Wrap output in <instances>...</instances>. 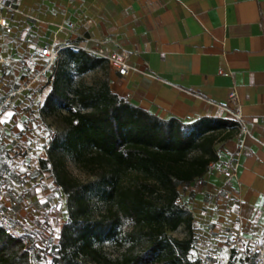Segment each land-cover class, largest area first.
<instances>
[{"label": "crops", "instance_id": "0c3cea01", "mask_svg": "<svg viewBox=\"0 0 264 264\" xmlns=\"http://www.w3.org/2000/svg\"><path fill=\"white\" fill-rule=\"evenodd\" d=\"M8 1L15 12L1 14L10 33L0 28V57L7 61L0 66V104L8 100L12 105L6 104L7 113L21 111L22 116L7 120L2 116L16 125L14 131L21 124L36 125L24 117L29 107L21 100L45 76L40 74L30 84L31 75L21 61L67 44L105 55H128L133 71L120 77L110 69V87L160 119L234 121L228 97L235 91L248 134L238 130L216 148L218 162L230 161L234 175L225 179L209 170L199 183L179 188L180 201L192 215L195 244L229 227L262 231L264 0ZM10 68H22L23 73L14 80L7 73ZM9 82L20 87L5 90ZM48 91L46 86L42 102ZM35 139L36 155L41 156L42 135ZM43 184L51 190L44 192ZM29 192L33 204H42V196L57 191L44 173L42 183ZM18 211L14 207L10 214Z\"/></svg>", "mask_w": 264, "mask_h": 264}, {"label": "trees", "instance_id": "16d2710c", "mask_svg": "<svg viewBox=\"0 0 264 264\" xmlns=\"http://www.w3.org/2000/svg\"><path fill=\"white\" fill-rule=\"evenodd\" d=\"M57 50L38 111L55 131L39 165L65 198V221L50 249L40 236L46 247L37 250L32 233L0 228V264H200L191 258L192 215L175 201L218 161L216 145L237 124L160 119L112 91L106 59ZM68 165L89 179L77 180ZM178 230L183 236L173 237Z\"/></svg>", "mask_w": 264, "mask_h": 264}, {"label": "built area", "instance_id": "2783aa9c", "mask_svg": "<svg viewBox=\"0 0 264 264\" xmlns=\"http://www.w3.org/2000/svg\"><path fill=\"white\" fill-rule=\"evenodd\" d=\"M11 11L15 12L9 1L0 0V28L4 29L5 33H10V28L1 14ZM66 27L69 30L73 29L70 23ZM63 48L78 49L72 44H67ZM57 52V49H46L21 61L24 69L31 75L30 84L34 83L40 74L51 69ZM86 52L106 59L109 68L120 77H127L133 71L128 55L125 53L105 55L101 50ZM5 63L7 61L0 57V66ZM39 66L43 68L39 70ZM7 101L0 104V228L15 236L9 219L10 212L14 207L19 210L28 209V211L33 209L29 191L42 183L44 173L50 175L40 168L39 161L46 160V155L44 149L41 151L43 157L36 155L37 140L35 136L32 138L29 134L33 126L21 124L14 131L16 127L14 123L2 120ZM228 104L231 106V115L238 130L247 135L242 106L235 91L230 93ZM7 143L11 145L10 148H7ZM208 169L216 170L225 179H231L234 175V168L230 161L210 163ZM55 189L57 193H60V188L55 187ZM175 204H181L180 199H177ZM262 217L264 220V213ZM198 242L194 244V249L201 248L207 256V259L200 261V264H229L230 262L264 264V228L260 233H254L246 228L229 227L222 232L210 233Z\"/></svg>", "mask_w": 264, "mask_h": 264}, {"label": "rangeland", "instance_id": "374dc122", "mask_svg": "<svg viewBox=\"0 0 264 264\" xmlns=\"http://www.w3.org/2000/svg\"><path fill=\"white\" fill-rule=\"evenodd\" d=\"M35 54L37 53L35 52ZM42 68L43 66H39V69H42ZM7 73L11 75L14 80H16V77H18L19 75H22L21 73H23V69L22 68L20 69L10 68V70ZM44 73H45V76H43L40 79L39 84L35 88L28 90L27 96L22 97L23 100H21L27 103L26 105L29 107V112H30L26 114L23 113L24 117L27 116L30 122H36V125L32 127V132L29 134L32 138L35 135L36 136L39 134L42 135V140H43L42 148L43 149H45L47 140L52 136V133L55 131V127L51 124L49 120H46V122H43L39 117H36L35 115V112L38 113L39 108L41 104L43 103L42 100H43L44 89L46 88V86H49L47 72H44ZM94 77H95L94 74H88L84 76L82 79L84 82L90 83L92 82ZM26 83L23 84V86H25ZM15 86L16 84H14L13 82H9L8 85L5 87V90H11L12 87H14L12 88L14 90L20 87L18 86V84L16 87ZM8 105H10V103L7 104V108L9 107ZM31 107H35L36 111L31 110L30 109ZM11 110H14V109H11ZM6 113L7 112L5 108V111L3 113L4 115H2L5 120L9 119L11 115L12 117L15 115L22 116L21 111L20 113L18 112H14L12 114L11 113L6 114ZM30 124L32 126V123ZM30 141H32V139ZM219 145L220 143L216 145V148H218ZM68 170L74 178H76L77 180L81 182L87 181L89 179L88 176L76 170L71 165H68ZM43 186H44L43 187L44 192L51 190V188L48 185L46 186L45 184H43ZM41 198L42 199L44 198L43 202H41L42 204H39V202L36 204H33V209L29 211L28 209L27 210L21 209V211H18L17 215H11L9 219L12 222V229L14 231L15 236H21L23 233H32L33 234L32 236H34V238H31L30 235L26 236V238L29 239V241H31L32 239L36 241L37 237L40 236L41 239L46 242V246L48 247L47 249H50L51 246L57 243L59 231L64 223L65 198L60 193H57V192L53 194H48L46 196H42ZM44 203H47V204L45 205ZM172 236L176 238H181L183 236V233L181 230H178L172 233ZM36 243H37L36 245L37 250L43 249L44 247H46L45 245H42L40 240L36 241ZM206 257L207 256L205 255L204 250H202L201 248L200 249L196 248L193 251V255L191 258L192 259L197 258L200 261H205L207 259Z\"/></svg>", "mask_w": 264, "mask_h": 264}]
</instances>
